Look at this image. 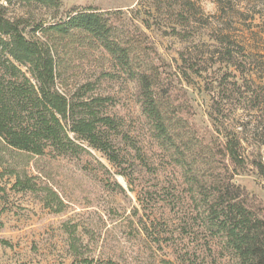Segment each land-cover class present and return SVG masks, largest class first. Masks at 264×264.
I'll use <instances>...</instances> for the list:
<instances>
[{"label":"trees","instance_id":"16d2710c","mask_svg":"<svg viewBox=\"0 0 264 264\" xmlns=\"http://www.w3.org/2000/svg\"><path fill=\"white\" fill-rule=\"evenodd\" d=\"M11 5L26 14L9 16ZM143 7L158 17L162 35L188 44L176 51L172 69L146 33L148 18L135 16L140 24L126 30L120 10L0 0V142L30 156L47 149L70 156L101 152L135 193L132 215L142 232L159 249L163 243L170 249L166 264H264V204L235 179L252 168L264 177L260 145L241 121L243 113H255V127L264 133V85L253 76L264 74V61L228 34L202 32L194 0H149ZM34 10L47 11L49 20L30 15ZM75 32L105 51L114 71L68 94L59 86L55 42ZM116 77L132 84L150 154L108 111L110 96H86ZM197 80L209 96L205 126L193 120L186 89ZM145 174L155 184L144 183ZM13 187L32 189L30 177L17 175ZM80 264L119 263L83 258Z\"/></svg>","mask_w":264,"mask_h":264},{"label":"rangeland","instance_id":"374dc122","mask_svg":"<svg viewBox=\"0 0 264 264\" xmlns=\"http://www.w3.org/2000/svg\"><path fill=\"white\" fill-rule=\"evenodd\" d=\"M62 1L64 9L92 6L100 11L120 10L117 17L126 30L140 24L135 16L148 18L151 27L146 33L160 59L171 64L170 69L174 66L172 58L177 57L176 51L188 46L156 29L158 17L144 13L143 6L149 0ZM194 2L202 18L196 25L202 32L228 34L243 44L248 53L264 61V0ZM138 9L140 12L136 15ZM26 12L18 5L8 7L9 16ZM29 14L49 20L45 10ZM166 19L164 15L161 17L162 24L168 23ZM201 39L204 41L207 37L201 36ZM55 43L59 86L68 94L95 80L101 72L113 70L111 57L101 48L90 45L78 32ZM253 76L264 85L263 73ZM200 84L197 80L186 89L196 108L193 120L205 126L209 125V96L200 90ZM88 95L110 96L108 111L121 119L124 130L150 154L130 82L120 77L102 80ZM253 114L243 113L241 121L246 123L250 141L260 145L259 154L264 162V133L261 126L255 127L258 118ZM17 175L21 179L30 177L32 189L13 187ZM235 179L264 204V177L256 169H249ZM142 181L155 184L150 174L143 175ZM129 188L126 179L99 151L88 149V153L70 156L47 149L44 155L30 156L14 152L0 142V264H80L83 258L112 259L119 264H166L164 260L171 256V251L164 243L163 249H159L142 232L132 215L137 202Z\"/></svg>","mask_w":264,"mask_h":264}]
</instances>
